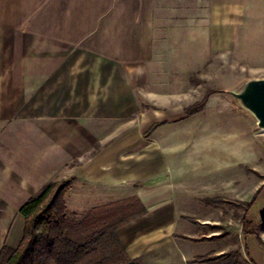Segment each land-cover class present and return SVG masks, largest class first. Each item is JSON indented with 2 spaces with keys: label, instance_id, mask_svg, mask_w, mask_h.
<instances>
[{
  "label": "crops",
  "instance_id": "0c3cea01",
  "mask_svg": "<svg viewBox=\"0 0 264 264\" xmlns=\"http://www.w3.org/2000/svg\"><path fill=\"white\" fill-rule=\"evenodd\" d=\"M188 1L0 0V213L20 211L75 159L77 195L91 196L94 211L108 214L130 200L125 211L131 215L118 229L130 259L186 263L185 253L169 248L196 234L193 224H181L189 216L179 212L173 151L143 139L154 120L103 140L100 122L131 115L125 101L138 86L162 82L150 71L155 53L163 45L175 48L160 44V37L195 34L188 23L184 29L176 23L180 12L188 19ZM152 116H160L158 110ZM260 190L256 195L264 194ZM3 227L0 215V249ZM244 236L252 261L264 264V238Z\"/></svg>",
  "mask_w": 264,
  "mask_h": 264
},
{
  "label": "rangeland",
  "instance_id": "374dc122",
  "mask_svg": "<svg viewBox=\"0 0 264 264\" xmlns=\"http://www.w3.org/2000/svg\"><path fill=\"white\" fill-rule=\"evenodd\" d=\"M179 8L184 9V4ZM184 14H178L181 19L176 23L182 29L188 23L195 34L160 37V44L171 43L175 48L167 51L163 45L155 53L150 71L161 76L162 82L138 86L125 101L130 102L126 111L131 115L101 120L100 140L119 135L127 125L154 120L142 133L143 139L147 143L157 140L163 151H173L178 167L173 183L182 201L179 212L189 216L181 224H193L196 229L195 235L181 238L170 250L185 253V264H255L247 252L242 220L251 219L250 231L264 238V194L256 195L260 189L264 192V130L230 92L240 91L251 79L264 78V0H189L188 19ZM200 104V110L187 112ZM157 110L160 116L153 118ZM98 144L85 149V156L95 152ZM76 164L74 159L65 165L53 180L70 184L65 202L73 222L95 210L91 196L77 195ZM254 200L252 210L247 211ZM129 202L110 207L108 214L116 215V222L127 219ZM0 215L4 225L0 252L6 245L17 248L24 217L20 211L7 209ZM196 217L219 228L204 226ZM220 250L228 256L217 258L223 253Z\"/></svg>",
  "mask_w": 264,
  "mask_h": 264
},
{
  "label": "trees",
  "instance_id": "16d2710c",
  "mask_svg": "<svg viewBox=\"0 0 264 264\" xmlns=\"http://www.w3.org/2000/svg\"><path fill=\"white\" fill-rule=\"evenodd\" d=\"M199 106L187 112L193 114L203 104ZM69 187L70 184L51 181L23 204L20 209L25 219L22 240L17 248L6 245L1 250L0 264H138L127 256L118 235L124 220L116 222V215L103 211H93L79 222L69 219L65 202ZM255 201L248 205L247 211ZM252 225L251 219L243 218L244 235L257 236L255 231H250ZM227 256L223 253L217 258Z\"/></svg>",
  "mask_w": 264,
  "mask_h": 264
},
{
  "label": "water",
  "instance_id": "95a60500",
  "mask_svg": "<svg viewBox=\"0 0 264 264\" xmlns=\"http://www.w3.org/2000/svg\"><path fill=\"white\" fill-rule=\"evenodd\" d=\"M257 120L258 127L264 130V78L251 79L238 92H230Z\"/></svg>",
  "mask_w": 264,
  "mask_h": 264
}]
</instances>
